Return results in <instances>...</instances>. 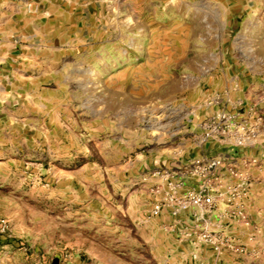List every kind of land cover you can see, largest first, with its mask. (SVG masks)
Wrapping results in <instances>:
<instances>
[{
    "label": "rangeland",
    "instance_id": "374dc122",
    "mask_svg": "<svg viewBox=\"0 0 264 264\" xmlns=\"http://www.w3.org/2000/svg\"><path fill=\"white\" fill-rule=\"evenodd\" d=\"M97 1L94 42L0 58V264H264V106L238 115L221 83L224 53L264 57V10ZM203 155L227 163L208 217L234 244L220 251L194 246L205 221L170 214L205 186Z\"/></svg>",
    "mask_w": 264,
    "mask_h": 264
},
{
    "label": "crops",
    "instance_id": "0c3cea01",
    "mask_svg": "<svg viewBox=\"0 0 264 264\" xmlns=\"http://www.w3.org/2000/svg\"><path fill=\"white\" fill-rule=\"evenodd\" d=\"M233 1H235L232 2L233 8L239 9V0ZM97 2V0H0V58L21 65L20 59L33 60L58 56L64 51H77L83 42H94L93 34L87 36L81 34V25H86L88 22L86 15ZM242 5L248 9L264 10V0H247V3ZM223 59L221 83L224 84L225 90L232 93L239 91L238 99L231 100L237 114L257 115L258 112L253 107L264 106V92L260 99H253V95L255 91H264V57L255 54L243 56L233 50L224 53ZM25 64L24 61L23 65ZM244 91L249 93L246 94ZM243 108L245 111H242ZM262 113L264 116V110ZM203 151L206 154L209 149L205 148Z\"/></svg>",
    "mask_w": 264,
    "mask_h": 264
},
{
    "label": "built area",
    "instance_id": "2783aa9c",
    "mask_svg": "<svg viewBox=\"0 0 264 264\" xmlns=\"http://www.w3.org/2000/svg\"><path fill=\"white\" fill-rule=\"evenodd\" d=\"M227 163L221 156H199L195 157L192 163V172L200 176L204 180L205 186H202L198 191H192L185 195H180L173 199L171 216L175 219L186 220L193 218L197 221H205V223L190 229L189 234H193L194 246L202 244L212 246L216 251L222 250L226 246L234 247V244L225 241L223 237L217 235L208 224V217L212 215L221 193L215 183L221 182L219 177L213 178L218 173L219 169ZM232 174H236L235 169H231ZM213 181L214 184L211 183ZM162 211L161 206L154 209V214L159 215ZM197 228V229H196Z\"/></svg>",
    "mask_w": 264,
    "mask_h": 264
},
{
    "label": "water",
    "instance_id": "95a60500",
    "mask_svg": "<svg viewBox=\"0 0 264 264\" xmlns=\"http://www.w3.org/2000/svg\"><path fill=\"white\" fill-rule=\"evenodd\" d=\"M53 264H59V260L56 259V260L53 262Z\"/></svg>",
    "mask_w": 264,
    "mask_h": 264
}]
</instances>
